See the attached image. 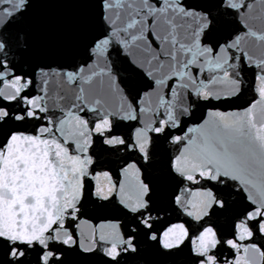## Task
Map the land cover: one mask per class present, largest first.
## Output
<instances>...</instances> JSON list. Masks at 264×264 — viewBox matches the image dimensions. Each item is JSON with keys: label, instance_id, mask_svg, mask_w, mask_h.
<instances>
[{"label": "water", "instance_id": "obj_1", "mask_svg": "<svg viewBox=\"0 0 264 264\" xmlns=\"http://www.w3.org/2000/svg\"><path fill=\"white\" fill-rule=\"evenodd\" d=\"M0 264H264V0H0Z\"/></svg>", "mask_w": 264, "mask_h": 264}]
</instances>
